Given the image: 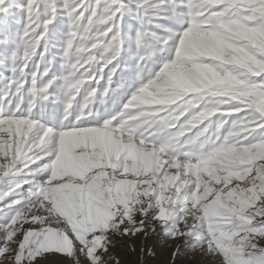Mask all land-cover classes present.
I'll list each match as a JSON object with an SVG mask.
<instances>
[{"label": "snow or ice", "instance_id": "snow-or-ice-1", "mask_svg": "<svg viewBox=\"0 0 264 264\" xmlns=\"http://www.w3.org/2000/svg\"><path fill=\"white\" fill-rule=\"evenodd\" d=\"M0 79V264H264V0H0Z\"/></svg>", "mask_w": 264, "mask_h": 264}, {"label": "rangeland", "instance_id": "rangeland-1", "mask_svg": "<svg viewBox=\"0 0 264 264\" xmlns=\"http://www.w3.org/2000/svg\"><path fill=\"white\" fill-rule=\"evenodd\" d=\"M3 81L0 79V86ZM135 251H131L132 247ZM179 243L163 240L157 235L145 240L139 237L128 242H122L121 246L115 249V254L119 257L121 264H206L205 258L199 253H189L181 250L176 254ZM49 264H66L56 257H53Z\"/></svg>", "mask_w": 264, "mask_h": 264}]
</instances>
